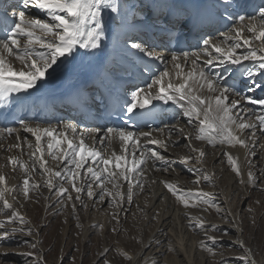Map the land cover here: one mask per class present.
<instances>
[{
  "label": "snow or ice",
  "instance_id": "6c2138e0",
  "mask_svg": "<svg viewBox=\"0 0 264 264\" xmlns=\"http://www.w3.org/2000/svg\"><path fill=\"white\" fill-rule=\"evenodd\" d=\"M8 7L20 10L13 12L11 22L7 8L0 11V136H12L18 132V129L8 126L10 122H15L31 133L35 145L27 144L32 149L28 161L12 156L7 158L14 171L17 167L24 170L21 184L10 188L6 176L0 174V211L8 210L4 211L6 219L0 220V245L16 239L17 233L27 237L39 235L32 227L21 226L28 222L14 203L5 198L7 193L19 192L25 199H31L30 194L39 193L43 187L50 193L49 199L55 196L61 207L70 205L73 213L77 211V202L87 208L84 197L94 204L106 203L123 211L125 204L134 202L135 190L144 191L149 161L154 169L164 172L175 164H182L191 170L194 184L198 185L201 180L208 182L209 176L196 167L204 160L206 151L192 146V134L187 133L185 127L177 126L178 122L165 124L163 128L157 127L156 131H167V137L153 138L148 120L155 122L160 118L154 100L180 104L187 126H199L195 139L207 141L213 147L217 143L233 147L239 145L249 149L248 156H257V129L259 135L264 136V98L252 93L257 89L264 90V81L257 79L264 76V0L259 4L252 3V0H17ZM30 9H35L44 18L26 14L25 10ZM210 9L225 24L229 21L232 24L227 32H220L221 43H214L213 38L208 36L203 39L202 45L198 43L195 53L183 48L178 53L172 52L171 61L180 70L176 73L177 78L182 80L180 83L166 80L169 77L167 67L147 77L145 74L150 69L146 58L164 61L165 57L157 49L168 47L173 41L179 46L182 40L198 29L202 31L201 14ZM109 33L115 36L121 51L126 54L123 58L128 67L124 71L130 72L133 77L138 73L145 77V81L126 89L119 99L117 114L127 116L122 126L101 125L93 129L98 134L96 144L101 147L96 144L89 146L82 133L77 140L78 128L74 125H65V132L60 133L51 125L33 127L26 117H17L18 107L34 106L44 100L46 86L56 78L77 79L75 61L78 55L88 56L93 50L100 49ZM254 41L259 42V47H252ZM224 44L226 46H222ZM81 49L84 51L80 52ZM240 49L244 51L239 52ZM181 59L190 60L191 68L187 72L178 62ZM83 93L85 107L95 102L100 106L96 116L103 119L104 111L108 110L103 93L98 89L90 91L87 86H83ZM245 104L260 107L248 109ZM142 124L150 130L140 131ZM206 130L208 135H205ZM112 133L118 136L121 154L114 152L106 158L102 150L104 138ZM173 134L179 135L190 153L195 155L179 159L165 155L170 144L179 145V140L171 139ZM42 138L47 141L46 148L41 143ZM16 140L17 143L3 150H20L18 135ZM259 147L264 149V144ZM223 155L236 176L242 177L236 158L228 152ZM48 157L54 167L49 165ZM247 165V183L254 188L261 186L259 190L264 192V170L254 173L255 164L250 159ZM36 173L44 177L43 184L32 178ZM66 183L70 186L65 187ZM161 183L185 208L203 204L221 212L219 205L214 204L213 193L182 189L168 181ZM240 183L246 182L241 178ZM122 188L125 190L121 191ZM203 210L207 211V208ZM110 215L119 223V212ZM187 219L191 224L193 218L187 216ZM230 223L235 224L234 221ZM194 226L200 228L213 245L216 244L215 238L209 237L208 232L219 230L217 225L206 226L205 221L200 219ZM93 227L103 228L104 225ZM111 231L116 232L117 229ZM221 234L228 233L221 231ZM22 243L30 250L16 254L26 258L27 264H46L45 257L35 251L38 240L25 239ZM139 243L143 244V240ZM239 247L243 249V255L238 259L243 264H256L251 249L246 248L243 241L239 242ZM201 249L215 255L214 247L203 242ZM110 251L111 247H105L101 255L106 257ZM8 255L7 250L0 252V257ZM123 255L131 262V256L127 253ZM103 264L111 262L105 258ZM136 264L140 261L137 260ZM217 264H228V261L221 260Z\"/></svg>",
  "mask_w": 264,
  "mask_h": 264
},
{
  "label": "bare ground",
  "instance_id": "6f19581e",
  "mask_svg": "<svg viewBox=\"0 0 264 264\" xmlns=\"http://www.w3.org/2000/svg\"><path fill=\"white\" fill-rule=\"evenodd\" d=\"M7 10L9 11L12 10V13L9 14V16L13 18L12 14L14 12L13 10L15 9L9 7ZM26 14H29L33 17L40 16L41 18H44L35 9H31ZM229 27H232V24L227 26L224 30H219L218 33L215 34L214 31L216 27L213 26L210 27V30L208 31L207 34H210V32L213 31V34H215L214 36H211L213 38V42L221 43L223 38L220 36V32H227V29ZM245 35L248 34L245 33ZM199 44L202 45V42H200ZM222 46H226V44ZM252 47H259V42L254 41L252 43ZM197 50L198 49H195L193 53H195ZM79 51L83 52L84 50L81 49ZM238 51L243 52L244 50L240 49ZM125 55L126 54L123 51H121L119 45L117 44L115 36L112 33H109V35L103 40V45L100 49L93 50L92 54L88 56L78 55L77 60H79V62H84V63L90 61V64L96 63L98 65V80H96V82L106 83L110 85H115V84L122 85L123 83L126 82L127 79L121 77L120 73L123 72L127 78L131 77L130 72L126 73L124 71V68L128 67L127 61L123 58ZM163 56L165 57L164 61L161 60L151 61V60H147L146 58L147 65H151L158 72L164 70V68L167 67L169 71V77H167L166 80L170 79L174 83L182 82V80H180L176 76V73L180 70L174 67L173 62L171 61V54L167 53V55H163ZM76 61H75V69L76 72L78 73V66H76ZM178 62L183 65L184 72H187L191 68L190 60L184 61L183 59H181ZM245 63L248 64L249 62H245ZM146 75L147 77L151 76L148 75V73H146ZM257 79L259 81H264V76H258ZM134 80H137L138 83H141L143 81L137 76L134 78ZM76 82L77 79L67 80L63 76H60L56 78L52 83L46 86V96H52L56 93H61L64 87L72 86L76 84ZM132 86L133 84L131 85V88ZM252 95L256 97L264 98V90H259V89L254 90ZM168 104L175 105V108L178 112V117L174 123L166 122V124H177L178 122L177 126L185 127L186 132L192 134L191 137L192 146L195 147V144L197 143L196 148H203L206 151V156L204 160L201 163L196 164V167L202 169L209 176V181L207 183L211 184L213 187L207 190H204L203 188L200 187L197 189H195L196 187H191L189 184H191V182H193L194 179L189 180L186 172L189 174H191L192 172L189 168H187L182 164H175L171 167V169L168 172H164L160 169H154L152 166V162L149 161L146 170L147 182L145 183L144 191L141 192L139 190H135V195H134L135 203L133 206H134V210L136 209L139 211L143 210L142 212L145 214L144 226L143 228H141L142 231L149 229L150 227L149 225L151 222L153 224H156V229L153 231L151 237H149L146 241H143L141 248L137 252H134L135 255L130 254L133 255L131 264H136L137 260L140 261V264H203L201 262L202 261L201 259L203 257L201 242H203L204 244L206 242H210L213 244V241L211 239H207V237L204 235V232L200 228L195 227L194 225L197 223L198 220L203 219L205 221L206 226L217 225L219 230L225 228H228L229 230L236 229L238 221H237V216L235 217L234 205L232 203V200L236 199L237 196L241 194V192H244V198L247 195L250 196V193L248 192V189H246V187L251 188L252 185L247 183L248 178L245 175V167H246L245 156L248 154L249 149H246L239 145L233 147L230 145H222L219 143L216 144V147H209L207 141H200L195 139V136L198 134L199 126L197 125L196 128L187 126L186 118L181 114L182 110L180 104L171 101L169 102L162 101L163 106H166ZM245 107H247L248 109H258L260 106L245 104ZM34 118H42V117L38 116ZM28 122L30 126L33 127L39 125L41 128H44L51 125L53 128H58L60 133L65 132V125H74L78 128V133L76 134L77 140L80 138L79 134L81 133L83 134L85 142L89 146L96 144L98 140V134L96 131H93V129H96L100 126L87 121L85 118H82L81 116L72 117L70 120H65L61 124H56L50 121L46 123H39L37 121L30 120ZM163 127L164 125L161 128ZM14 128L18 129V132L13 133L12 136H7V135L0 136V170L6 171L7 169H9V172L11 170V174H12L11 176H7L5 173H3L7 178V182L10 188L19 185L20 182L22 181V172H21L22 169L17 167L16 170L14 171L12 166L8 163L7 158L12 156V157H18L22 161H28L29 153L32 151V149H29L27 147V144H32L33 146L35 145V138L31 135V133L24 131L23 129L20 128V126ZM141 131H149V130H141ZM152 132H153V138H157V139H165L168 135L167 131L157 132L156 130H152ZM208 134L209 133L206 130L205 135ZM17 135L20 137L19 142L21 143V149L4 151L3 149L8 145L15 144L18 142L16 140ZM68 135L69 138L72 137L70 130L68 131ZM25 138H27L26 141ZM104 139H105V145L103 146L102 150L106 158L111 156L114 152L116 154H121L120 151L121 144L118 139V136L115 133L105 136ZM171 139L173 141L179 140L180 147L174 148L176 147V145L170 144L168 151L167 153H165V155H168L170 158L173 159H179L185 155L192 154L190 153L189 148L185 146L186 142L179 135L173 134L171 136ZM257 141L258 143L257 146L255 147V151L257 153L256 157L258 158V161L254 160L253 162L255 166H257L255 168L261 171L264 170V149L259 147V145L264 144V136L259 135L258 129H257ZM46 142H47L46 139L42 138L41 143L42 145L45 146V148H46ZM141 142H143V140ZM198 142H199V147H198ZM96 146L101 147L98 144H96ZM224 152H228L234 158H236L237 165L241 168V172H242V177L238 176L239 178L238 180H236L234 176L231 175V173H229L231 170H226L227 164L229 163L227 161V163L223 164L222 158L224 156L223 155ZM45 155H47L46 151H45ZM219 159H221L220 163L216 165L215 160H219ZM48 160H49V165L54 167L55 165L51 161L50 157H48ZM224 169H225L224 173L230 174L229 179H227L228 181L226 183L218 180V177H220V175H218V172L220 171L223 172ZM241 178H243L246 183H240ZM161 181H168L170 183H173L174 185H178L182 189H188L192 191L202 190L203 192L206 193H213L214 194L213 200L216 203V205H219L221 212L218 213L215 207L209 208L208 210H210V212L218 213L219 220L212 221L210 217H206L204 213H206L207 211L202 210L199 207V205L196 206L197 209L199 210L196 209L197 211L194 212L197 215L187 213L189 212V210H192V208L194 207H188L190 209L185 208L183 204L177 201V199L165 188L163 183H159ZM201 182L204 181L201 180ZM143 192L145 193L150 192L151 195L143 196L142 195ZM146 197L147 198L149 197V200L146 199ZM166 203L168 204V210H164V206L166 205ZM179 204L181 205L180 212L173 215L172 210L170 211L169 208L172 207L173 205L176 206ZM228 212H230L231 215H227ZM157 213H159L158 216L156 215ZM187 216H191L193 218L191 224L189 219H187ZM200 216H203V218H201ZM230 221H234L235 224L233 225L232 223H230ZM227 224H231V225H227ZM133 230L135 231V229ZM212 231L213 230L208 232V236L214 237L216 243L226 242L227 239H229L227 237L226 238L224 237V239H220L216 235H214ZM143 236L144 235H140V237ZM148 245H151V247L150 248L147 247ZM114 246L118 248L117 245L114 244ZM123 248L119 247L120 252L125 251V249L124 251L122 250ZM141 254L143 255V259H141ZM169 254H173V257H170ZM255 262L256 264H264V257L255 260Z\"/></svg>",
  "mask_w": 264,
  "mask_h": 264
},
{
  "label": "rangeland",
  "instance_id": "374dc122",
  "mask_svg": "<svg viewBox=\"0 0 264 264\" xmlns=\"http://www.w3.org/2000/svg\"><path fill=\"white\" fill-rule=\"evenodd\" d=\"M196 144L195 147H197ZM178 147H180V144L174 148ZM209 147L213 146L209 145ZM249 159L250 156L246 155L245 175L247 178V172L249 171L247 160ZM220 160L221 159L215 160V164H219ZM222 160L223 164L227 163L226 156H223ZM251 160L258 161V158L251 157ZM255 167L252 171L259 174V169H256ZM226 170H231L229 173H231L236 180L239 179L232 171L229 164H227ZM0 172L1 174L5 173L7 176L12 175L11 170L9 172V169L6 171L0 170ZM21 172L23 179L24 170H21ZM224 172L225 169L223 172H218V175H220L218 180L226 183L230 174ZM186 174L188 175L189 180L195 179L192 173L189 174L186 172ZM32 178L38 183L43 184L44 182V177L39 173H36ZM21 183L22 181L20 184ZM189 185L191 187H196L195 189L200 187L204 190L213 187L207 182H201L199 185L191 182ZM64 186L69 187L70 185L66 183ZM108 187L111 188V185H108ZM260 187L261 186L259 185L255 188L253 186L251 188L246 187L250 196L247 195L244 198V192H241L236 199L232 200L235 217L237 216L238 221L237 228L234 230L225 228L218 231H212V233L220 239L227 237L231 240L227 239L226 242L216 243L215 245L206 242L205 244L207 246L214 247L215 255L213 256L206 250H202L204 258L202 257L201 262L203 264H217V262L221 260H227L228 264H243V261L238 259V257L243 255V249L239 247L240 241H243L246 248L251 249L252 258L258 260L264 257V192L259 190ZM124 190V188L121 189V191ZM143 193V196L151 195L150 192ZM30 195L31 199H25L21 193L11 192L7 193L5 198L8 199L9 202L14 203L15 208L18 209L24 219L28 222L21 226H30L35 232L39 233V235L27 237L26 235L17 233L15 234L16 239L5 241L3 245H0V252L7 250L9 255L7 257H0V264H27L26 258L16 254L30 250L22 243L25 239L39 241L35 251L45 257L46 264H103L105 258H107L111 264H131L123 254L127 253L128 256L131 257L135 255L134 252H137L142 245L139 241L141 239L146 241L156 229V224L151 222L152 224L150 223L149 229L142 231L141 228L144 226L145 214L142 212L143 210H134L133 205L135 202L131 205L125 204L124 210L121 211L106 203L94 204L92 200L84 197V202L87 204V208L81 207L79 202H77V211L73 213L70 205L61 207V204L56 202L55 196H51L49 199L50 193L47 188L42 187L39 193ZM146 199L149 200V197H146ZM257 201H259V203H257ZM214 204L216 205L215 202ZM0 205H2L1 201ZM199 207L202 210L207 208V212L204 213V215L210 217L212 221L219 220L218 213L210 212V210H208L212 207L203 204H199ZM169 209L170 211L172 210L174 215L180 212L181 205H173ZM196 209L197 207H194L187 213L197 215L194 212L199 209ZM249 209H251V211H249ZM164 210H168L167 203L164 206ZM4 211H0V220L6 219ZM113 212H119V223L112 219L110 213ZM200 217L203 218V216ZM100 224L104 225V227H93V225ZM113 228H116L117 231H111ZM133 229H135V231ZM221 231H226L228 234L222 235ZM140 235L144 236L140 237ZM114 244L117 245L118 248H116ZM105 247L112 248V251L108 252L106 257L101 255ZM119 247H124L122 250L124 251L125 249V251L120 252ZM169 256L173 257V254H169Z\"/></svg>",
  "mask_w": 264,
  "mask_h": 264
}]
</instances>
